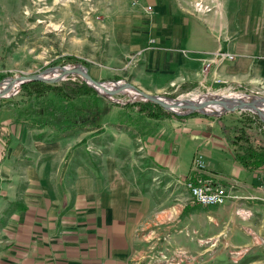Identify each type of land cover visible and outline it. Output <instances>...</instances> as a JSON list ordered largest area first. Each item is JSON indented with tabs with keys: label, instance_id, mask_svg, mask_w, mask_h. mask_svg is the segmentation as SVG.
<instances>
[{
	"label": "crops",
	"instance_id": "0c3cea01",
	"mask_svg": "<svg viewBox=\"0 0 264 264\" xmlns=\"http://www.w3.org/2000/svg\"><path fill=\"white\" fill-rule=\"evenodd\" d=\"M241 1H220L204 16L177 0L134 8L113 30L116 43L137 54L132 83L163 92L213 87L220 78L232 89L264 92V2ZM222 49L236 58H217ZM175 119L163 139L146 138L147 153L170 176L173 190L164 196L129 177L112 144L106 152L85 149L83 134L50 138L13 124L0 137V264H202L195 239L212 236L218 218L200 213L208 207L184 185L197 175L193 155L203 153L208 174L235 195L222 206H264V169L235 160L219 119L210 131L202 119Z\"/></svg>",
	"mask_w": 264,
	"mask_h": 264
},
{
	"label": "rangeland",
	"instance_id": "374dc122",
	"mask_svg": "<svg viewBox=\"0 0 264 264\" xmlns=\"http://www.w3.org/2000/svg\"><path fill=\"white\" fill-rule=\"evenodd\" d=\"M139 1L138 5H134L133 0H0V84L3 82L0 86L1 91L7 87L8 84L4 81L8 79L42 72L52 74L64 66L74 65L86 66L89 75L99 81L113 83L122 80L132 83L130 72L135 67L131 63L137 54L128 52L124 46L117 44L113 30L118 23H124L128 16L132 15L134 8L142 5L149 10L150 4L145 0ZM220 1H224L228 6L232 4L236 6L237 2V0H177L181 6L186 4L191 14L199 16L213 11ZM242 2L246 3L247 0H242L240 4ZM235 58L236 55L234 58L227 57L230 60ZM211 66L206 69L204 65V71L208 73ZM82 80L84 78L80 74L70 73L55 82L46 83L74 85L76 81ZM22 84H15L6 96L0 97V105L8 100L19 103L14 110L6 108L0 110V137L10 132L13 124L26 125L29 130L44 133V136H51L50 138L83 134L85 138L81 144L85 149L106 152L111 144L118 147L122 151L124 169L142 189H149L152 193L163 196L173 190L172 186H168L171 183L168 173L160 169L147 153L146 138L163 139L168 135V131L172 132L175 129L174 126L179 122L175 118L178 117L168 116L163 119L145 117L116 105L145 101L142 98L135 99L127 94L100 93L101 104L96 109V115L91 113L92 117L95 116L93 121L98 123L96 125L98 132L94 133L95 130H92L58 134L49 127L39 129L27 123L13 122L18 116L19 119L27 117L24 119L28 120L46 119L45 103L26 102V98H22L25 95L21 89ZM214 84L216 86L195 89L172 85L169 90L163 92L146 93L161 95L170 100H177L180 97L192 98L200 94L205 102L214 99L211 102L213 104L221 97L226 98L237 93L252 95L253 98L264 97L262 91L231 90V83L220 78L215 79ZM49 96L54 98L52 94ZM59 99L55 97L54 104L63 107ZM75 104L82 105V100H75ZM255 105L257 107L258 103ZM259 114L264 117L262 113L247 108L224 111L221 115L192 110L186 115L188 118L202 119L206 125L204 131H210L207 126L211 125L212 119H221L226 125H235L247 117L257 116L262 121ZM51 115L53 121L59 119L55 114ZM121 119L131 122L130 126H120L118 121ZM180 127H183V124H180ZM216 129L214 127L212 130ZM87 152L91 157V152ZM200 156L204 157V154L197 150L193 155L194 166ZM191 197L196 204L208 207L207 210L199 209L200 213L218 218L217 224L212 225V236L206 240L204 237L195 239L198 249L203 251L202 256L206 257L202 264H264L263 205L257 206L246 202L231 206L202 205ZM173 262V259H169V264H180L179 260Z\"/></svg>",
	"mask_w": 264,
	"mask_h": 264
},
{
	"label": "trees",
	"instance_id": "16d2710c",
	"mask_svg": "<svg viewBox=\"0 0 264 264\" xmlns=\"http://www.w3.org/2000/svg\"><path fill=\"white\" fill-rule=\"evenodd\" d=\"M78 61V60H77ZM26 102H43L46 105L45 120L19 119V116L13 122L27 123L37 128L49 127L58 134L77 131L98 132V123L93 121L91 113H95L101 104V95L97 89L86 81H76L74 85H56L43 81H27L21 85ZM50 94L54 98H50ZM27 96V97H26ZM55 97L60 98L61 106L55 105ZM58 100V99H57ZM75 100H82V105H76ZM57 103V101H56ZM48 104V105H47ZM53 104V105H52ZM58 104V103H57ZM19 105L16 101H4L0 105V110L6 108L14 110ZM52 105V106H51ZM126 108L130 112L143 115L149 118L163 119L168 116L187 119L188 115H178L166 110L160 104L152 101H133L125 104H116ZM30 110H33L30 108ZM184 111V110H180ZM51 114L59 118L53 121ZM222 130L225 132L228 140L234 147L235 160L246 170L254 172L264 169V122L255 117H247L237 125L227 126L219 119ZM131 122L121 119L118 124L123 127L130 126Z\"/></svg>",
	"mask_w": 264,
	"mask_h": 264
},
{
	"label": "water",
	"instance_id": "95a60500",
	"mask_svg": "<svg viewBox=\"0 0 264 264\" xmlns=\"http://www.w3.org/2000/svg\"><path fill=\"white\" fill-rule=\"evenodd\" d=\"M70 73H78L80 74L84 80L90 84L91 86H93L95 89L98 90L99 93L101 94H127L130 95L131 97L135 98V99H143L145 101H152V102H156L158 104H160L161 106H163L164 108H166L167 110H170L176 114H182V115H186L188 113H190L192 110H200L205 114H211V115H221L224 113V111H232V110H236V109H251L248 106H254L255 104V100L257 99H261L264 100V97H256L255 99H253V101H249L247 103H244L242 101H238L236 103H234L231 107H226L221 111H208L205 107V105H201L198 107L193 106L191 110H184V112H180L178 110H175L173 106H177V105H173V104H181V103H171V102H167L163 99L164 96L161 95H152V94H148L145 91H143L142 89H140L139 87L135 86L134 84L127 82V81H117V82H122V84L119 87L114 86V83H109V82H103V81H99L95 78H93L91 75H89L86 66L84 65H74V66H64L61 69V73L57 76V78H47L45 77L47 74V72H42L40 74H32V75H26V76H20L17 78H11L8 79V85L7 87H5L2 91H0V97L6 96V94L8 93V91H10L12 88H14L16 81H19L18 84L27 82V81H45V82H55L59 79H62L64 77H66L68 74ZM3 83V82H2ZM2 83L0 85H2ZM106 83H109L108 85ZM129 88H132L134 90V92H131ZM212 100L214 99H209V103L213 102ZM224 102L223 99H218V102ZM217 102V101H216ZM183 108H186V106H183ZM258 114V113H257ZM260 115V114H259ZM262 121L264 122V117H262L260 115Z\"/></svg>",
	"mask_w": 264,
	"mask_h": 264
},
{
	"label": "built area",
	"instance_id": "2783aa9c",
	"mask_svg": "<svg viewBox=\"0 0 264 264\" xmlns=\"http://www.w3.org/2000/svg\"><path fill=\"white\" fill-rule=\"evenodd\" d=\"M139 0H133L134 5L139 4ZM148 11L153 10L152 6L148 7ZM217 56L219 59L234 58L235 55L229 54L226 51H218ZM211 66V62L205 63V68ZM232 90V87H231ZM195 170L197 175L184 181V185L190 191L193 198L202 205H225L235 195H232L228 187L219 181L215 180L208 174L207 164L203 156L196 160ZM264 177V176H263ZM261 187L264 188V179ZM237 198V196H236Z\"/></svg>",
	"mask_w": 264,
	"mask_h": 264
},
{
	"label": "bare ground",
	"instance_id": "6f19581e",
	"mask_svg": "<svg viewBox=\"0 0 264 264\" xmlns=\"http://www.w3.org/2000/svg\"><path fill=\"white\" fill-rule=\"evenodd\" d=\"M60 73H61V69H59L57 72L52 73V74H45L46 75L45 77L51 78V79L52 78L56 79ZM4 82L8 83V81H4ZM18 83H19V81H16V84H18ZM106 84L108 85L109 83H106ZM121 84H122V82H116V83H114V86L119 87ZM129 89L131 92H134V90L132 88H129ZM0 91H1V88H0ZM238 94L239 93H237L236 95H233V96L226 97V98L221 97V98H219V100L223 99L224 102H220V101L218 102L217 101L215 104L203 101L202 96L200 94L194 95L192 98L180 97L177 100H170L168 98L163 97V99L165 101L171 102V103H177V101H178V103H181V104H173V105H177V106H173V107L175 110H178V111L187 110V109L191 110L193 106L198 107L201 105H205V107L208 111H218V112L223 110L227 106L231 107L234 103H236L238 101H242L244 103H247V102L253 101V99H255L252 97V95H248V94H244V93H241L243 95H238ZM255 101H256L255 103H258L257 107L255 104H254V106H248V107L251 108L253 111L260 112L264 115V100H262V101L255 100ZM183 106H186V108H183Z\"/></svg>",
	"mask_w": 264,
	"mask_h": 264
}]
</instances>
